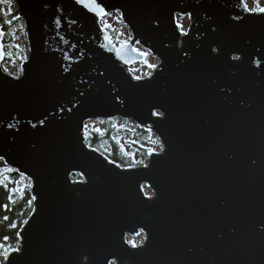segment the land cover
Listing matches in <instances>:
<instances>
[{"label": "water", "instance_id": "95a60500", "mask_svg": "<svg viewBox=\"0 0 264 264\" xmlns=\"http://www.w3.org/2000/svg\"><path fill=\"white\" fill-rule=\"evenodd\" d=\"M97 2L102 16L79 0H15L18 76L0 30V157L36 197L5 264H264V13L243 0ZM115 11L131 32L119 45L101 26ZM148 53L157 63L137 79ZM116 117L160 141L145 166L87 144L88 121Z\"/></svg>", "mask_w": 264, "mask_h": 264}, {"label": "trees", "instance_id": "16d2710c", "mask_svg": "<svg viewBox=\"0 0 264 264\" xmlns=\"http://www.w3.org/2000/svg\"><path fill=\"white\" fill-rule=\"evenodd\" d=\"M261 5L264 6V0H261ZM15 21H17L15 14L11 12L7 13L4 4H0V29L4 33L5 58L10 61H17L19 64L24 60L21 59L24 56L18 55L15 57L11 55L12 51L18 50V47H16L18 44L11 30V27L15 25ZM102 27L109 32L113 42L120 40L121 33L119 29L107 25H102ZM115 120L109 119V126L105 129L92 126L86 127L85 136L87 144L100 150L112 161L120 163L121 166L142 164L145 160H135L131 153L127 154L121 150L120 137L117 135L119 129L115 126ZM133 128L139 137L138 141H134L133 143L140 147L138 149L143 150L145 154L149 152L148 149H154L159 145V143H154L157 140L152 141L153 135L149 130L137 125H133ZM96 129H100L101 131L97 132ZM139 141H146V144L143 146ZM6 168L9 167L0 159V172L4 173L3 177H0V180L3 181L0 183V261L3 260L5 249L9 253L12 249L19 248V231L33 210V200L31 204H28V200L32 198L30 180L12 168V171L5 172ZM77 178L73 177V179ZM18 188L22 189V192L15 191ZM5 216L8 217L7 220L3 219ZM10 225H14V227Z\"/></svg>", "mask_w": 264, "mask_h": 264}, {"label": "rangeland", "instance_id": "374dc122", "mask_svg": "<svg viewBox=\"0 0 264 264\" xmlns=\"http://www.w3.org/2000/svg\"><path fill=\"white\" fill-rule=\"evenodd\" d=\"M243 1L245 4H248L249 7L255 6L254 0H243ZM3 4H4V8L7 13L9 12L14 13L16 18L18 17L15 0H9V2H5ZM177 22L182 31H186L190 24L189 17L183 16V15H177ZM14 24L15 25L11 27V30L15 36V41L19 45V47L17 51L15 52L12 51L11 55L15 57L20 55V56H24L27 58L28 46L26 42L25 27H24L23 20L18 17L17 21H15ZM101 24L119 29L121 33L120 40L118 41L119 43H123V42L125 43L131 37V32L129 31L128 27L125 24H123L119 11L111 12L105 15L104 17H102ZM118 42L116 41L115 43L118 44ZM137 49L141 50L142 52H148L138 45H137ZM4 57H5V54H4ZM156 63H157V58L154 55L148 53L146 61L144 63H137L133 65L131 67V72L135 77H139V78L143 77L150 72L151 68H153V67H149V65H156ZM20 66H21V63L18 64L17 61H10L6 59L5 63L3 64V69L11 75L18 76L21 72ZM112 119H116L115 126L119 129L117 131V135H119L120 137L121 150L127 154L131 153V155L133 156L135 160H146L149 152L145 154L143 150L138 149L140 147H138L136 144L133 143L134 141H138L139 139V137L137 136V132L133 128V125H136V124L132 123L131 121L127 119H123L120 117H116ZM86 126L87 127L92 126V127L105 129L109 126V119L88 121L86 123ZM151 133L153 135L152 141L158 140L156 135L153 132ZM140 144L144 146L146 144V141H142L140 142ZM161 147H162L161 143L159 142V145L153 149V152L160 151ZM144 237L145 235L143 233V235H141L137 239H133L132 237L131 238L128 237L127 239L129 241H134L136 245H140L143 242Z\"/></svg>", "mask_w": 264, "mask_h": 264}, {"label": "snow or ice", "instance_id": "6c2138e0", "mask_svg": "<svg viewBox=\"0 0 264 264\" xmlns=\"http://www.w3.org/2000/svg\"><path fill=\"white\" fill-rule=\"evenodd\" d=\"M5 2H9V0H0V4L5 3ZM79 2L82 3L85 7L90 8L93 12L97 13L98 15L102 16L105 14L104 7L100 3H98L97 0H79ZM254 4H255L254 7H249L248 4H245L244 7L250 12L264 13V6L261 5V0H254ZM17 19H18V17H17ZM9 23H10V21H9ZM105 39L107 40V39H109V37L106 36ZM16 47H19V45H17ZM121 51H122V49L118 50V54H120ZM21 59H26V57H21ZM234 59H239V58L234 57ZM149 67H155V65H149ZM136 78L139 79V77H136ZM153 115L161 116L162 113L154 111ZM40 123L43 124L44 121H40ZM85 127H87V126L85 125ZM96 131L99 132L101 130L96 129ZM154 143H159V140L154 141ZM148 151H149V154H151L153 149H148ZM0 159H3V158L0 157ZM4 171L10 172V171H12V169L6 168ZM3 175H4V173L0 172V177H3ZM2 182L3 181L0 180V183H2ZM25 187H27V185H25ZM15 191H21L22 192V189L18 188V189H15ZM9 199H10V197H9ZM35 199H36V197L33 196L30 200H28V204H31L32 200H35ZM5 207H6V205H5ZM3 219L7 220L8 217L5 216ZM10 226L14 227V225H10ZM141 231H143V230H141ZM137 235H139V233H137ZM5 239H7V237H5ZM128 243L132 244L133 247L137 246L134 241H128ZM13 251L20 252L21 249L15 248V249H13ZM8 259H9V253H8L7 249H5L3 252V260L0 261V264H5V262L8 261Z\"/></svg>", "mask_w": 264, "mask_h": 264}, {"label": "flooded vegetation", "instance_id": "af4514ba", "mask_svg": "<svg viewBox=\"0 0 264 264\" xmlns=\"http://www.w3.org/2000/svg\"><path fill=\"white\" fill-rule=\"evenodd\" d=\"M148 158V157H147ZM147 160V159H146ZM146 160L142 163V164H139V165H130V166H121V164L120 163H117L120 167H122V168H127V167H136V166H145V164H146ZM73 177H80V175L78 174V173H73L72 174V178ZM82 177V176H81ZM81 180L83 179V178H80ZM142 189H143V191H144V193H145V195H146V197H148V196H150L152 193L151 192H149V190L147 189V187L146 186H142ZM137 233H139V235H137ZM136 234H134V235H129V234H126V236H125V240L127 241V243H128V237H132L133 239H137V238H139L141 235H143V233H144V235H145V237H146V234H145V232L144 231H141V230H139L138 232H137ZM145 237H144V239H145ZM131 247H133L132 246V244H130V243H128ZM144 244V240H143V242L140 244V245H143ZM140 245H137V246H140ZM136 246V247H137Z\"/></svg>", "mask_w": 264, "mask_h": 264}]
</instances>
